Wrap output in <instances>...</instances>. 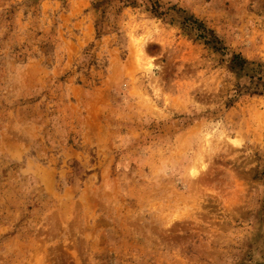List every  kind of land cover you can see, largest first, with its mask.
I'll return each instance as SVG.
<instances>
[{
	"label": "rangeland",
	"instance_id": "1",
	"mask_svg": "<svg viewBox=\"0 0 264 264\" xmlns=\"http://www.w3.org/2000/svg\"><path fill=\"white\" fill-rule=\"evenodd\" d=\"M0 264H264V0H0Z\"/></svg>",
	"mask_w": 264,
	"mask_h": 264
},
{
	"label": "trees",
	"instance_id": "2",
	"mask_svg": "<svg viewBox=\"0 0 264 264\" xmlns=\"http://www.w3.org/2000/svg\"><path fill=\"white\" fill-rule=\"evenodd\" d=\"M120 2H122L123 4H135L136 0H119ZM151 11L154 12L157 15H162V12L159 10L158 6L156 3H152L151 5ZM186 22L188 20H185ZM199 22H197L196 20L193 21L192 23H188V25H192L193 28H197L200 29L201 24H198ZM206 31V30H205ZM201 37H205V35L202 33L200 34Z\"/></svg>",
	"mask_w": 264,
	"mask_h": 264
},
{
	"label": "bare ground",
	"instance_id": "3",
	"mask_svg": "<svg viewBox=\"0 0 264 264\" xmlns=\"http://www.w3.org/2000/svg\"><path fill=\"white\" fill-rule=\"evenodd\" d=\"M197 172H198L197 168L194 167V168L192 169V173H193V174H196Z\"/></svg>",
	"mask_w": 264,
	"mask_h": 264
}]
</instances>
